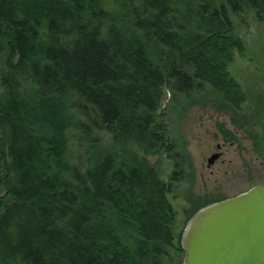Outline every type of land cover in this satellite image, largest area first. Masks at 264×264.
Instances as JSON below:
<instances>
[{
	"label": "trees",
	"instance_id": "obj_1",
	"mask_svg": "<svg viewBox=\"0 0 264 264\" xmlns=\"http://www.w3.org/2000/svg\"><path fill=\"white\" fill-rule=\"evenodd\" d=\"M249 14L264 0H0V264H137L93 222L107 207L158 254L171 243L169 190L147 162L167 141L160 95L207 83L243 102L228 63L232 18Z\"/></svg>",
	"mask_w": 264,
	"mask_h": 264
},
{
	"label": "rangeland",
	"instance_id": "obj_2",
	"mask_svg": "<svg viewBox=\"0 0 264 264\" xmlns=\"http://www.w3.org/2000/svg\"><path fill=\"white\" fill-rule=\"evenodd\" d=\"M232 22L242 49L233 52L228 71L243 92V102L236 105L207 83L190 95H168L169 89L160 95L157 115L165 126L167 141L158 155L147 157V162L169 190L165 197L172 208L171 243L160 245L158 254L154 244L145 243L138 226H123L111 207L94 218L93 222L102 223L120 237L124 249L137 258V264H181L184 251L179 249L178 238L199 207L264 183V14L258 18L246 15L242 22L233 17ZM34 91L32 82H22V99H33ZM213 154L219 157L208 166ZM0 165L1 207L7 187L2 166L5 164ZM6 200L11 199L8 196ZM103 231L95 227L91 232L100 239ZM139 241L148 245L144 247L145 258L137 254Z\"/></svg>",
	"mask_w": 264,
	"mask_h": 264
},
{
	"label": "water",
	"instance_id": "obj_3",
	"mask_svg": "<svg viewBox=\"0 0 264 264\" xmlns=\"http://www.w3.org/2000/svg\"><path fill=\"white\" fill-rule=\"evenodd\" d=\"M180 244L181 264H264V183L197 210Z\"/></svg>",
	"mask_w": 264,
	"mask_h": 264
}]
</instances>
